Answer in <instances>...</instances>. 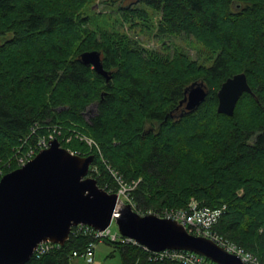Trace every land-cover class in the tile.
I'll use <instances>...</instances> for the list:
<instances>
[{
  "label": "trees",
  "instance_id": "16d2710c",
  "mask_svg": "<svg viewBox=\"0 0 264 264\" xmlns=\"http://www.w3.org/2000/svg\"><path fill=\"white\" fill-rule=\"evenodd\" d=\"M117 1L98 11L95 0H0V169L17 168L21 141L56 128L63 148L94 157L88 176L98 187L115 185L109 166L139 182L133 198L141 211L186 209L192 200L224 207L213 230L264 262V0H151L141 10ZM179 36L195 57L171 43ZM86 51L100 53L110 80L83 64ZM238 73L253 93L242 94L232 116L220 114L217 92ZM194 82L207 96L183 112ZM90 241L71 234L25 264H77L73 252ZM104 243L120 264H182L150 259L131 242Z\"/></svg>",
  "mask_w": 264,
  "mask_h": 264
},
{
  "label": "water",
  "instance_id": "95a60500",
  "mask_svg": "<svg viewBox=\"0 0 264 264\" xmlns=\"http://www.w3.org/2000/svg\"><path fill=\"white\" fill-rule=\"evenodd\" d=\"M80 59L110 80L98 51L81 53ZM244 92L252 93L245 73L228 78L217 92V112L232 116ZM206 96L204 83L194 82L179 105L183 112H192ZM93 159L72 154L54 139L24 166L0 179V264L27 263L41 242L64 245L78 224L105 230L113 221L121 236L148 251L184 250L216 264H244L212 240L190 234L175 220L139 215L128 204L118 209L117 194L106 192L88 176Z\"/></svg>",
  "mask_w": 264,
  "mask_h": 264
},
{
  "label": "built area",
  "instance_id": "2783aa9c",
  "mask_svg": "<svg viewBox=\"0 0 264 264\" xmlns=\"http://www.w3.org/2000/svg\"><path fill=\"white\" fill-rule=\"evenodd\" d=\"M56 132L60 134V130L56 131V128H54L53 130L48 132L49 134L38 137L33 144H26V142L28 141V137L23 141H21L22 143L16 149V153L14 155V161L17 167L24 166L40 150L48 148L50 141L56 138ZM75 137L84 141L90 148H94L95 150L98 148L96 142L87 139L81 134L80 135L77 134L75 135ZM9 166L10 164L8 165V167ZM90 170L96 171V169L94 170L90 169ZM108 171L112 175L115 185L110 188L106 186L107 190L106 189L105 190L117 194L118 209H121L125 205L130 204L139 215L143 216L147 214H152L160 218L175 220L180 224H182L189 231V233L196 236H203L207 239L212 240L217 245L221 246L228 253L237 256L242 261V263L259 264L258 260L252 254L245 251L243 248L237 246L232 242H229L228 240H221L219 237L212 234L210 230L211 222L209 218L213 214V211L217 210L219 212H223L224 207L221 209L204 208L198 206L197 203L192 200L188 204L186 209L162 210L159 212L141 211L134 207L135 203L133 198V192L136 188L138 181H132L127 183L123 180V178L121 177L120 174H118L117 171L111 168H109ZM3 173L4 171L0 169V177L3 175ZM71 234L73 236H78L80 234H83L90 237L91 241L86 245L85 249L82 252H73V257H79V258L82 257L89 264H92L94 262V247L97 242L102 241L104 239H108L113 242H117V241H120L122 243L131 242V240L122 237L121 235H119V233L112 234L109 228L101 231V230H95L90 226L81 225V224L73 227V229L71 230ZM59 247L60 245L58 244H54L50 242H42L35 248L33 256L38 258ZM143 248L147 250L145 247ZM161 256L163 259L179 261L182 264H215L214 262L206 261L204 257L196 253L190 251H184V250H164L162 251Z\"/></svg>",
  "mask_w": 264,
  "mask_h": 264
},
{
  "label": "rangeland",
  "instance_id": "374dc122",
  "mask_svg": "<svg viewBox=\"0 0 264 264\" xmlns=\"http://www.w3.org/2000/svg\"><path fill=\"white\" fill-rule=\"evenodd\" d=\"M104 0H95V3H93V9H98V11H105L106 8V1L103 2ZM103 2V3H101ZM124 30L126 31V26H124ZM132 36H134L137 39V42H139L140 44H143L144 46H146L147 48H151V49H155L157 51H161L162 50V46H161V42L159 40H156L154 37L150 38L145 36V34H134L131 33ZM129 33V35H131ZM173 40V42H171ZM171 42L174 43L177 46H182L184 50L189 51V53L191 54V56L195 57V54L193 51H191V49L188 48L187 46V42L186 39L183 36H179V37H175L172 38L171 41H169V39H165V42ZM93 108L94 106H91L88 108L89 112H93ZM89 114H86V118H88ZM49 134V133H48ZM74 135H77L78 133H73ZM84 137H87L85 135H83ZM87 145V144H86ZM62 147V146H61ZM88 149L91 151L94 148H90L87 145ZM109 229L111 231L112 234H117L118 233V228L116 223L113 221L111 223V225L109 226ZM120 254L119 252L112 247L109 244H106L102 241H99L98 243L95 244L94 247V262L92 264H120ZM75 262L77 264H88L85 259L81 258H77L75 259Z\"/></svg>",
  "mask_w": 264,
  "mask_h": 264
},
{
  "label": "bare ground",
  "instance_id": "6f19581e",
  "mask_svg": "<svg viewBox=\"0 0 264 264\" xmlns=\"http://www.w3.org/2000/svg\"><path fill=\"white\" fill-rule=\"evenodd\" d=\"M173 32V31H172ZM207 41V40H206ZM127 49H129L128 47L126 48V50ZM128 52V51H127ZM249 85V84H248ZM250 87V86H249ZM252 91V90H251ZM245 93V92H244ZM246 93H249V92H246ZM253 93V92H252ZM251 93V94H252ZM242 96V95H241ZM240 96V97H241ZM25 136V135H24ZM87 139H89V140H92V141H94L93 139H91V138H89V137H86ZM30 142V141H29ZM95 142V141H94ZM16 167H17V165H16ZM110 167L108 166V169H109ZM138 183L139 182H137V185H138ZM137 185H136V187H137ZM128 205H130V204H128ZM131 207H132V205H130ZM202 206V205H201ZM134 207H135V204H134ZM136 208V207H135ZM210 209V208H209ZM132 210L133 211H135L134 210V208L132 207ZM136 212V211H135ZM222 215V212H219V211H213V214L210 216V218H209V220H210V222H211V227H210V230H211V232H212V234H214L215 236H217V237H219L221 240H227V239H225V238H223L222 236H219L214 230H213V226L217 223V221H218V219L220 218V216ZM193 235V234H192ZM196 236V235H195ZM200 237H203V236H200ZM124 238H127V237H124ZM205 238V237H204ZM127 239H129V238H127ZM129 240H131V239H129ZM130 243V242H129ZM131 243H135L133 240H131ZM221 247V246H220ZM167 250H169V249H167ZM164 251V250H163ZM150 253V259H154V260H163V258H162V256H161V253H162V251H158V252H152V251H150L149 252ZM250 253V252H249ZM251 254V253H250ZM253 255V254H252ZM254 256V255H253ZM203 257V256H202ZM257 260H258V262H259V264H264V262H262V261H260L259 259H258V257H256V256H254ZM205 258V257H204ZM205 260L206 261H209V262H212L210 259H208V258H205Z\"/></svg>",
  "mask_w": 264,
  "mask_h": 264
},
{
  "label": "flooded vegetation",
  "instance_id": "af4514ba",
  "mask_svg": "<svg viewBox=\"0 0 264 264\" xmlns=\"http://www.w3.org/2000/svg\"><path fill=\"white\" fill-rule=\"evenodd\" d=\"M150 3L151 0H118L116 5L129 9L133 8V9L141 10V9L150 8L149 7Z\"/></svg>",
  "mask_w": 264,
  "mask_h": 264
}]
</instances>
